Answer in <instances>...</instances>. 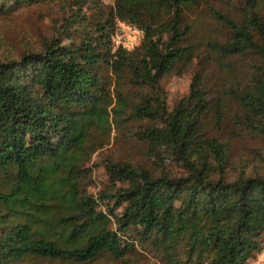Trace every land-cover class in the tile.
<instances>
[{"label": "trees", "instance_id": "trees-1", "mask_svg": "<svg viewBox=\"0 0 264 264\" xmlns=\"http://www.w3.org/2000/svg\"><path fill=\"white\" fill-rule=\"evenodd\" d=\"M38 1L57 0L0 4L7 10ZM263 2L246 0L243 23L217 16L231 37L210 43V50L224 58L254 52L264 62ZM198 5L199 0H116L106 11L95 1L97 21L82 25L78 42L56 38L18 60L0 58V174L15 172L8 189H0V207L43 223L39 229L21 222L2 228L0 264L29 258L84 264L105 253L121 260L133 250L122 237L129 232L140 243L160 247L175 264H247L264 249V177L226 178L225 146L205 138L200 120L213 100L204 77L197 75L188 97L171 110L160 92L163 78L193 54L181 45L190 33L183 29V15ZM76 18L74 12L71 23ZM117 21L144 31L134 51L113 52ZM103 67L116 78L118 106L113 107ZM124 84L150 90L132 108L133 118L151 123L139 135L150 155H168L187 174L174 177L163 169L155 174L110 161L112 185L127 186L94 198L78 187L82 153L93 129L110 126L111 113L127 110L119 91ZM223 93L241 106L238 123L264 144V64ZM213 102L220 119L222 101ZM103 203L105 212L99 210ZM52 207L56 218L47 223L43 218Z\"/></svg>", "mask_w": 264, "mask_h": 264}, {"label": "rangeland", "instance_id": "rangeland-1", "mask_svg": "<svg viewBox=\"0 0 264 264\" xmlns=\"http://www.w3.org/2000/svg\"><path fill=\"white\" fill-rule=\"evenodd\" d=\"M106 11L115 5L116 0H77L38 1L31 5H23L3 10L0 4V58L18 60L22 54L40 49L45 42L60 39L64 44L71 40L78 42L82 25L94 24L98 10L94 2ZM246 0H199L198 6L186 10L183 15V29L189 28V35L181 42L183 47L192 49L193 54L187 62L176 65L175 71L160 82V92L169 110L187 98L191 85L197 75L204 77L206 87L211 90L213 100L222 101V117L219 119L213 100L209 112L201 117L205 138H215L224 144L228 157L225 176L233 181L240 175L247 177H264V144L263 140L242 127L237 117H243L239 103L230 95L223 93L235 87L247 74L263 65L260 55L249 52L242 56L224 58L210 50V43H226L231 31L218 17L233 19L243 23L245 19ZM259 13L264 19V2ZM77 12L79 18L71 23L70 16ZM218 16V17H217ZM83 21V22H82ZM67 34L72 36L67 38ZM181 73V74H180ZM103 80L116 95L118 88L116 78L108 68L101 71ZM123 98L128 102L126 111L115 115L111 113V125L104 129H93L88 138L87 147L82 153L80 171L77 174L78 187L98 198L102 194L111 193L113 188L126 187V183L113 186L106 170L110 161L128 163L143 167L152 173L159 174L162 169L172 176L180 177L187 174L186 167L162 154L163 159L152 157L146 142L140 139V133L149 126V121H140L132 116V108L142 95L150 94L149 88L140 89L128 84L119 86ZM114 98V106H118ZM15 172L0 174V189L7 190L14 181ZM13 179V180H12ZM114 190V189H113ZM113 203V202H112ZM110 203L109 207L113 206ZM107 203L100 204L99 210L106 211ZM29 212V211H28ZM5 214V215H4ZM55 207L48 209L44 220L48 223L56 218ZM3 216V217H1ZM35 219L28 215L13 217L3 206L0 207V230L8 224L21 222L39 229L43 223H33ZM125 242L133 244L127 256L116 260L111 254L105 253L93 262L84 264H175L170 262L166 253L156 245L140 243L135 233L122 234ZM181 254V255H180ZM179 257L182 259V249ZM184 257V256H183ZM17 264H83L29 258ZM247 264H264V249L256 254Z\"/></svg>", "mask_w": 264, "mask_h": 264}, {"label": "built area", "instance_id": "built-area-1", "mask_svg": "<svg viewBox=\"0 0 264 264\" xmlns=\"http://www.w3.org/2000/svg\"><path fill=\"white\" fill-rule=\"evenodd\" d=\"M144 38V31L135 25L117 21L115 32L112 35L113 52L118 49L134 51L140 46Z\"/></svg>", "mask_w": 264, "mask_h": 264}]
</instances>
